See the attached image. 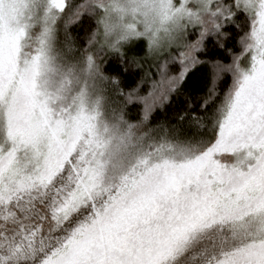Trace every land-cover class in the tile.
Wrapping results in <instances>:
<instances>
[{
  "label": "snow or ice",
  "instance_id": "snow-or-ice-1",
  "mask_svg": "<svg viewBox=\"0 0 264 264\" xmlns=\"http://www.w3.org/2000/svg\"><path fill=\"white\" fill-rule=\"evenodd\" d=\"M0 264H264V0H0Z\"/></svg>",
  "mask_w": 264,
  "mask_h": 264
}]
</instances>
